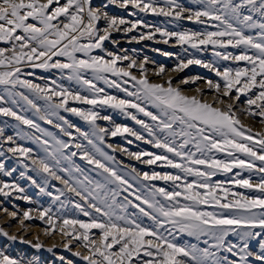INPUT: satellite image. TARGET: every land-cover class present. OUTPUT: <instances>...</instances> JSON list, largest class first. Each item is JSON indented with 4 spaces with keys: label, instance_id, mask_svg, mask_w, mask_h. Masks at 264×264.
I'll return each instance as SVG.
<instances>
[{
    "label": "snow or ice",
    "instance_id": "obj_1",
    "mask_svg": "<svg viewBox=\"0 0 264 264\" xmlns=\"http://www.w3.org/2000/svg\"><path fill=\"white\" fill-rule=\"evenodd\" d=\"M110 4L119 9L131 7L142 13L168 17L172 21L187 19L204 25L198 31H180L173 24V30L155 28L152 33L141 34L139 39L150 40L159 33L161 40L158 42L166 44L174 38L177 44L188 45L197 52L201 51L202 45H212L213 49L230 47L240 52L213 51L216 60L210 63L189 53L187 58H178L176 67L171 69L172 72H182L189 65H199L214 73L219 78L216 82L192 76L182 79L174 87L169 76L163 83H152L145 75L147 58L139 63L137 78L129 71L137 61L128 55L119 56L108 51L104 42L111 40L113 31L127 34L138 25H146L141 19L130 21L110 15L106 10ZM128 15L135 16L136 13L129 11ZM101 20L104 21L103 27L99 24ZM208 27L215 30L208 31ZM111 43L115 46L118 42L111 40ZM0 44L5 45L0 47V116L11 117L19 125L40 133L32 137L21 130L17 138L32 139L44 153L31 161V171L42 173L43 183L37 184L23 171L21 178L29 179L40 194L59 202L57 213L69 200L66 193L79 197V201H70L72 207L89 218L88 223L63 219L60 225L61 234L70 236L78 247L84 249L83 253L78 251L73 255L85 264H264V133L253 132L241 123L238 115L240 112L253 120L259 117L258 122L264 124V0H189L188 5L178 0H163L162 6L160 0H107L102 7H94L92 0H0ZM97 50L98 54L93 55ZM118 61L129 62L126 67H117ZM218 61H231L237 66L233 68L225 64L221 70ZM240 62L243 66H239ZM26 69H55L60 78L87 86L84 90L91 96L73 93L54 81L55 86L49 88L22 79V76L34 75V71ZM86 73L92 78H86ZM164 73L165 68L161 65L155 75L160 77ZM106 74L117 77L118 81L127 77L133 82L130 87L134 91L108 80ZM36 79L42 77L37 76ZM93 80L115 84L133 99H118L103 93L102 89L95 87ZM198 80L203 81L208 91L195 87L194 95L185 94L182 85H195ZM101 93L102 98H97ZM209 94L211 102L206 98ZM31 97L43 99L44 107L38 106ZM53 97L61 99L53 103ZM69 99L93 108L106 105L119 110L139 125L149 139L118 124L111 130L99 127L97 119L110 121L111 117L100 116L93 108L83 111L68 107ZM21 101L34 109L39 119L58 128L70 139H74L68 131L72 125L58 113L61 110L70 112L87 122L91 132H79V137L89 147L80 142L71 147L80 151V159L92 165L93 171L99 170L96 175L100 179L92 180L78 167H64L63 163L70 162L71 156L77 153L66 155L69 143L22 114L16 107ZM128 109H135L151 123L138 119ZM54 120L62 121L67 127ZM109 132L113 137L127 133L152 148L162 150L160 154L140 151L128 152V155L136 160L148 157L144 161L148 165L161 162L159 167L175 169V174L153 172L149 175L145 172L142 176L146 182L159 179L171 183L173 190L153 188L150 183L140 186L143 193L132 189L124 178L130 174L121 175L115 157L102 151L96 143L103 144ZM2 135L3 128H0ZM3 144L9 146L0 151V156L5 152L17 156L20 166L28 170L29 166L23 160L32 150L16 145L11 136L0 141V146ZM120 151L127 152V149ZM217 153H223L225 158H217ZM234 168L238 171L228 178V183L255 195L232 191L224 183L212 182L218 173H229ZM13 171L15 169L8 171L5 164L0 163V174L10 177ZM132 172L136 176L141 175L135 168ZM244 172L248 173L247 178L242 175ZM253 175L258 177L255 183L252 182ZM49 177L64 186L55 189L56 195L46 191ZM127 189H132L128 196L135 192L140 204L151 211H146L127 197L121 202L118 199L120 191ZM13 192L17 194L15 199L33 203L18 184L0 183V195L5 199ZM201 206H211L214 210L204 211ZM12 207L16 208V205ZM129 208L137 209L140 215L129 213ZM3 211L16 218V212H8L7 208ZM30 211L23 213L21 223L30 219ZM38 215L41 221L47 217L48 224L55 225L53 217L56 213L50 208H44ZM142 218L151 221V226L145 225ZM68 226H72L71 229ZM91 229L98 230V240L90 237ZM175 233L186 234L197 243L178 244ZM0 234L13 242L18 239L2 230ZM231 236L235 237V242L229 239ZM252 241L258 242L255 251L250 247ZM20 242L28 243L22 237ZM33 247L40 249L41 244L37 242ZM64 247L68 248V243ZM0 264H23V261L0 252Z\"/></svg>",
    "mask_w": 264,
    "mask_h": 264
},
{
    "label": "rangeland",
    "instance_id": "obj_2",
    "mask_svg": "<svg viewBox=\"0 0 264 264\" xmlns=\"http://www.w3.org/2000/svg\"><path fill=\"white\" fill-rule=\"evenodd\" d=\"M63 2V0H62ZM179 3L188 5L189 0H178ZM107 0H92V5L94 7H102ZM161 6L163 0H160ZM110 15H115L118 17H122L126 20L135 21L137 19L143 20L145 23V27H140L139 25L137 28L125 34L123 31H113L111 33V40H115L118 43L113 46L110 41H105L104 46L105 48L113 52L116 55L123 56L128 55L132 59L137 61V65L130 69L129 71L136 75L139 78V63L144 61L147 58V63L145 64V69H147L145 75H154L155 78L149 80L152 83H163L165 80L171 76L173 79V86L175 87L182 79H186L192 76H202L205 79H210L213 82H216L219 78L215 76L214 73L209 72L207 69L200 67L199 65H189L185 68L182 72H172L171 69L176 67L178 63V58H187L188 54L191 53L194 57L202 59L206 63H210L216 58L212 55L213 51H229L233 54H239V49H213L212 45L207 46H200L201 51L197 52L194 49L190 48L188 45H179L176 43L175 39H169L168 43H161L158 42L161 40L159 33H155L152 39H139L141 34L147 35L152 33L155 28H161L164 30H173V24H176V30H192L198 31L201 30L204 25H199L188 21L187 19L181 21H172L171 18L163 17V16H154L150 13H142L139 12L137 9H132L129 7L128 9H119L116 8L115 5H109L106 9ZM132 11L135 12V16H129L128 12ZM247 14V13H245ZM213 22H209L211 24ZM101 27L104 26V21H99ZM123 27V26H122ZM208 31H214V28L208 27ZM255 35V33H253ZM136 37V39H133ZM0 47H5V45L0 44ZM162 53H171L172 55H162ZM98 54L94 52L93 55ZM103 55V53H99ZM129 61H118L117 67H126ZM221 70L225 64L230 67L235 68L237 65L231 61H218ZM163 65L165 68V73L162 74L160 77L155 75L156 70ZM239 66H243V62H240ZM152 70V71H151ZM26 71H34L33 76H22V79H29L35 84L46 85L49 88H53L55 85L52 83L60 84L62 87L70 89L73 93L79 92L81 95L91 96V93L85 91L84 89L87 86H81L76 82H69L67 79L60 78V74L55 70H41V69H26ZM67 73H65V76ZM86 78L91 79L90 74H85ZM107 79L113 82L120 83L121 87H124L128 90H133L130 86L133 83L132 81L128 80L127 77L122 78V81H118L117 77L111 76L110 74H106ZM42 77V79H36V77ZM126 81V83L124 82ZM96 88L102 89L103 93H107L108 95L116 96L118 99H127L132 100L133 98L127 97L124 92H121L115 84H106L100 80H93ZM195 87H203L207 92L206 86L203 84V81H197L195 85H182L184 93L187 95H194V88ZM21 92H25L24 89H19ZM103 93L100 94L97 98H102ZM27 94V93H26ZM34 102L40 106L41 108L44 107V100L37 97H31ZM207 100L211 102V95H207ZM53 103L59 102L57 97H53ZM244 98L242 97V100ZM68 107H76L80 110L86 111L89 108H93L91 105H85L78 103L74 100L69 99ZM22 114H24L27 118L33 120L36 124H38L41 128L47 130L48 132L53 133L58 139H61L67 143H69L70 147L65 149V154L70 155L72 152H76L75 156H71L70 162H64V167L74 166L78 167L83 170L84 174L91 178L92 180H99L100 177L96 175V171H93V166L86 163V161L80 159V151L75 147H71V145L80 142L84 144L85 147H89L87 142L84 141L82 138L79 137V132L90 133L91 128L90 125L85 122L84 120L80 119V117L61 110L58 115L63 117L64 120H67L69 124L72 125L71 128H68V131L71 133V137L74 139H70L69 136L64 135L60 132L58 128L53 127L51 124L45 123L43 120L38 118V115L35 113L34 109L29 108L23 101H21L16 106ZM243 107V106H242ZM94 111L98 112L100 116H110V121H105L103 119H97L96 124L99 127H103L106 129H114V127L118 124L122 127H127L132 129L133 131L140 132L145 139H149L147 133L140 129V126L137 125L132 119L128 116H125L119 110H114L106 105H97L93 108ZM155 112V109H151ZM130 114H134L137 116L138 119L145 120L146 123H151L146 117H143L141 114L137 113L135 109H128L127 110ZM240 117L241 123L250 127L253 132H261L264 133V124H260L258 122L259 117L253 120L252 118H245L240 112H238ZM56 123H60L63 125L62 121H55ZM67 127V125H63ZM0 128H3V135L0 136V141H4L7 137L11 136L15 139L16 145L23 146L32 150L31 154L23 160V163L29 166L28 170H25L20 166L18 162L17 156H12L11 154L5 152L4 156H0V163L5 164V168L8 171H15L12 172L10 177L4 176L0 174V183H16L20 187L25 190V194L31 198L33 203L29 204L26 203L23 199L17 200L15 199L16 193L13 192L12 196L5 199L2 195H0V230L3 232H7L9 235H16L18 239L13 242L7 239V237L0 234V252H3L5 255H8L10 258L23 261V264H85L78 256L73 255L75 252H84V249L77 246L75 241H72V238L66 237L61 234L60 225L63 222V219H78L84 223H88L89 218L83 216L82 214L78 213L73 207L70 201H79V197L71 194L66 193V196L69 197L68 201H65V208L60 211L56 212L57 208L60 206L59 202H54L50 196L42 195L39 193V190L36 186H34L29 179L21 178L20 173L23 171L25 175L32 180L37 181V184H42L43 181L41 180L42 173H37L35 171H31V161L33 159L40 158L44 155L41 148L32 140V139H19L17 138L18 131H23L29 133L32 137L39 136L40 133L34 132L32 129L27 128L23 125H19L17 121L13 120L11 117H4L0 116ZM78 130V131H77ZM130 141V143H129ZM98 146L110 156H114L117 162V170L123 175L124 173H129L130 175L125 176L124 178L132 185V189H137L141 193H143V189L140 187L142 184L150 183L153 188H165L166 191H172L173 187L171 183H165L163 180H154L150 182L143 181L142 176L143 173L147 172L151 175L153 172L159 173L161 175L168 173V174H175L176 170L171 168H161L159 164L161 162H157L154 165H148L144 163L148 157H141L140 160H136L133 157L128 155V152H140V151H148L154 154H160L162 150L152 148L150 144H146L143 140H136L135 137L128 135L125 133L124 135H117L115 137L110 135H105L104 143L99 144V141L96 142ZM111 145V147H108ZM9 145L3 144L0 146V151L6 149ZM127 149V152H121L120 149ZM217 158L224 159L223 153H217ZM135 168L137 172L141 175L136 176V173L132 172V169ZM238 169H232L229 173H218L216 176L212 178L213 183H224L225 187L231 188L232 191H237L244 193L246 195H255V193L248 192L245 189L235 188L231 184L228 183V178L232 177ZM58 175L63 176V173H58ZM242 175L247 178L248 173L244 172ZM135 177V178H133ZM189 181L192 180L191 177L188 178ZM257 175L252 176V182L255 183L257 181ZM64 186L60 184L58 181L53 180L49 177L48 185L46 187V191L51 192L53 195H56L55 189L63 188ZM126 187V186H125ZM132 189H127V191H120V195L118 199L123 202L124 198L130 199L133 203L139 205L142 208H145L146 211H151L146 207V205L140 204V201L135 198L136 193H133V196H128V191H132ZM203 191V190H201ZM159 198V197H158ZM61 200H65V197H61ZM83 203L82 201H80ZM15 204L16 208H13L12 205ZM7 208L8 212H16V218L13 219L12 217L8 216L3 209ZM44 208H50L53 213L56 215L53 217L55 220V225H49L47 222V217L45 220L41 221L39 218V211H42ZM202 210L204 211H213L214 209L211 206H201ZM29 212L30 219L24 220L23 223V213L25 211ZM129 213H135L137 216L140 215L137 209L129 208ZM143 222L147 226H151V221L147 218H142ZM71 229L72 226H68ZM78 227V226H77ZM49 233V234H46ZM98 230L91 229L89 231V235L92 239H97L98 236L96 233ZM167 235V233H165ZM174 235L177 236L176 242L178 244H193L197 243V241L187 236L186 234L175 233ZM24 238L28 243H21L20 238ZM145 239H149L146 237ZM171 239V237H169ZM229 239L235 242V237L231 236ZM71 241V243H69ZM39 242L41 244L40 249H36L33 247L35 243ZM68 243V248H65L64 245ZM199 247H204L203 244H198ZM250 247L253 251L258 249V242L252 241L250 243ZM51 249V251H49ZM63 257L61 260L60 258ZM231 258V257H230ZM147 259V258H145Z\"/></svg>",
    "mask_w": 264,
    "mask_h": 264
},
{
    "label": "bare ground",
    "instance_id": "obj_3",
    "mask_svg": "<svg viewBox=\"0 0 264 264\" xmlns=\"http://www.w3.org/2000/svg\"><path fill=\"white\" fill-rule=\"evenodd\" d=\"M134 69V68H133ZM152 71V70H151ZM147 78L149 79V80H152L153 81V79L155 78V76L154 75H151L150 73H149V75H147Z\"/></svg>",
    "mask_w": 264,
    "mask_h": 264
}]
</instances>
